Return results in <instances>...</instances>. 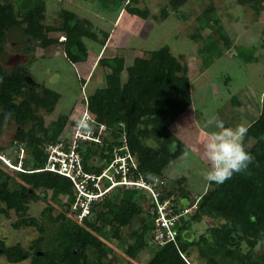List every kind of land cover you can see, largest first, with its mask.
Wrapping results in <instances>:
<instances>
[{"label": "trees", "instance_id": "trees-1", "mask_svg": "<svg viewBox=\"0 0 264 264\" xmlns=\"http://www.w3.org/2000/svg\"><path fill=\"white\" fill-rule=\"evenodd\" d=\"M91 1L103 9H117L141 20L151 17L154 21H164L170 11L177 12L189 2L168 0L158 15H151L147 8L137 7L138 0ZM208 1L209 5L196 18L198 28L189 37L200 41L197 53L214 56L217 42L227 41V35L218 22L214 5ZM237 3L245 5L255 16L264 11V0H237ZM45 10V0H0V58L5 57V45L14 33L22 42L21 52L29 57L27 63L9 70L0 62V135L10 125L15 128L7 147L0 146V156L12 155L11 163L19 164V169L5 170L0 158V216L7 217L13 211L14 228L34 227L39 232L27 248L19 243L6 246L0 239V255L6 262L111 264L114 258H108L112 253L108 243L115 241L130 260L146 249L150 255L144 264H264V103L261 108L257 106L258 113L249 122L245 120L246 124L240 112L224 121L225 126L246 128L243 144L252 156L247 169L221 184L207 181L208 189L203 193L185 192L181 186L187 178L177 177L171 183V178L163 175L170 163L188 151L184 140L170 129L192 107V84L181 60L167 46L146 50L128 65L122 56L96 58L99 49L90 58L84 40L102 48L108 34L66 8L57 10L53 22L46 24ZM205 27L213 28L217 38L211 34L202 37L201 30ZM59 37L62 39L58 40ZM29 40L61 45L67 61L86 64L91 60V66L96 62L107 70L102 86L86 98L87 112L97 125H105L107 136L104 147L83 142L77 147L82 154L83 169L98 173L101 167L91 164L89 159L98 155L107 163L106 152L120 144L118 136L123 132L137 161L133 178L152 182L160 177L163 183L154 187L158 201L168 200L172 204L170 214H180L171 225L174 230L171 240L163 245L153 242L156 208L143 188L116 186L93 204L90 217L82 221L74 217L71 182L61 174L43 170L49 153L46 146L56 144L63 137L67 141L64 129L71 124L69 113L55 111L60 94L29 76L28 65L34 61L29 56L33 51ZM237 48L239 54L240 47ZM87 70L86 75L90 71ZM123 72L125 82L121 81ZM80 80V84L84 82ZM235 104L241 107L238 101ZM40 113L50 116L45 127L39 125ZM198 124V133L202 134L205 122ZM168 183L173 184L171 189L166 188ZM60 198L67 201L52 216V203H58ZM183 199L190 205L198 199L191 213H181L185 207L181 204ZM38 201L46 203L39 222L28 215L30 202ZM45 217L55 228L53 243L46 248ZM200 222L205 229L195 237L191 228ZM128 239L132 241L127 242Z\"/></svg>", "mask_w": 264, "mask_h": 264}, {"label": "rangeland", "instance_id": "rangeland-1", "mask_svg": "<svg viewBox=\"0 0 264 264\" xmlns=\"http://www.w3.org/2000/svg\"><path fill=\"white\" fill-rule=\"evenodd\" d=\"M167 1L138 0L137 7H145L151 15H158ZM45 2L46 24L53 22L57 10L66 8L75 12L78 17L88 19L95 28L108 34L102 48H99L97 43L84 40L89 49L90 58H94L99 49L96 58L122 56L125 64L128 65L134 57L142 56L146 50H156L167 46L170 52L181 60L192 84V107L180 116L170 129L184 140L189 155H183L170 163L164 171V176L171 178V183L175 182L177 177L187 178L186 183L181 186L185 192L199 194L205 192L208 185L202 173L207 162L203 157L202 134L198 133V121L206 123L209 118L215 117L224 122L232 114L240 112L245 123L252 120L258 113L257 106L258 108L263 106L264 47L261 46L264 43V11L255 16L245 5L238 4L237 0H211L218 22L227 35V41L217 42L213 56L197 53L200 41L189 37L198 28L199 23L196 18L209 5L208 0H189L177 12L170 11L164 21H154L151 17L141 20L126 12L122 11V13L121 10L117 12V9H103L101 6L99 8L97 3L91 0H45ZM181 14L186 16H180ZM208 34L217 38L213 28L205 27L201 30L202 37ZM98 36L101 40L100 33ZM61 39V37L58 38V40ZM28 42L33 45V51L29 56L34 58V61L28 65L29 76L34 82L60 94L55 111L69 113L71 124L64 129L69 135L81 116L85 98L97 87L102 86L107 70L98 63L91 66V60H88L86 64L67 61L62 54L61 45H48L44 41L29 40ZM237 47H240V55L236 54ZM21 48H23L22 42L14 33L5 45V57L0 58L4 69L9 70L28 62L29 57L21 52ZM206 64L208 65L205 66ZM86 70L87 72L90 70L87 75L84 73ZM80 79H84L81 84ZM125 80L126 73L123 72L121 81L125 82ZM236 101L241 104V107L235 104ZM197 111L200 114H197ZM49 117L47 114L40 113L39 125L43 124L45 127L44 123ZM14 130L12 125L3 130L0 135V146L7 147L12 140ZM147 143L151 144V141L148 140ZM3 156L8 159V162H12V155ZM4 169L11 170L7 166ZM172 185L168 183L166 188L171 189ZM66 201L65 198H60L58 203H52L54 206L52 216H56L59 205ZM45 206L46 203L42 201L30 202L28 215L35 217L39 222L40 212ZM15 220L13 211H10L7 217L0 216V239L6 246L19 243L27 248L37 239L39 232L34 227L14 228L12 224ZM44 225L46 231L43 244L46 248L53 243L55 228L46 221V217ZM191 229L197 237L203 232L205 225L200 222L194 224ZM126 241L129 242L132 239ZM108 246L112 249L108 258L112 256L114 258L111 264H144L150 255L146 249H142L135 259L130 260L117 248L115 241L108 243ZM0 264L10 263H7L5 257L0 255ZM19 264H29V260Z\"/></svg>", "mask_w": 264, "mask_h": 264}, {"label": "built area", "instance_id": "built-area-1", "mask_svg": "<svg viewBox=\"0 0 264 264\" xmlns=\"http://www.w3.org/2000/svg\"><path fill=\"white\" fill-rule=\"evenodd\" d=\"M84 105L86 106V102ZM82 124H86L87 128ZM74 125L72 132L67 134V141H64L63 137L56 144L46 146L49 153L43 168V170L61 174L71 182L75 195L71 206L72 211H75L73 212L74 217L78 221L90 217L93 204L102 200L116 186L143 188L156 208L155 227L152 231L153 242L163 245L171 240L174 236L171 225L180 214H170L172 204L168 200L162 203L158 201L157 189L154 187L157 183H163L160 177H155L152 182L133 178V171L137 169V161L128 151L124 133H119L118 142L120 144L112 146L111 151L106 152L109 155V161L103 163L101 171L97 174L83 169L81 153L77 151V147L83 143L104 146V138L107 136L106 127L102 124L97 125L85 108ZM3 160L8 167L19 169V164L13 165L8 162V159ZM195 207V204L185 206L181 213H191ZM167 214L169 218L166 217Z\"/></svg>", "mask_w": 264, "mask_h": 264}, {"label": "clouds", "instance_id": "clouds-1", "mask_svg": "<svg viewBox=\"0 0 264 264\" xmlns=\"http://www.w3.org/2000/svg\"><path fill=\"white\" fill-rule=\"evenodd\" d=\"M85 102H86V98H85ZM83 108H85L87 111V108L84 104H83ZM82 126L87 128L86 124H82ZM245 132H246L245 127L225 126L222 120L216 119L215 117H211L206 121L204 125V130L202 132L201 145H202L204 160L207 162L206 167L203 169L202 174L208 182H215L216 184H221L226 180L232 178L234 174L241 173L247 169L249 163H251L252 161V156L246 150L243 144V137ZM94 146L95 147L98 146V148L104 147V146H99L98 144ZM128 151L131 155H133L130 152L129 148ZM188 155L189 153L185 152V156ZM133 156L135 157V155ZM0 158L5 163V161L3 160L5 159V157L1 155ZM81 158H82V154H81ZM89 162L91 164L101 167L100 168L101 171L103 167V162L102 159H99L98 155L95 156L93 155L89 159ZM87 172H94V171H87ZM197 200L198 199H196L193 202V204H196ZM191 205L187 201L186 205L184 206H191Z\"/></svg>", "mask_w": 264, "mask_h": 264}, {"label": "water", "instance_id": "water-1", "mask_svg": "<svg viewBox=\"0 0 264 264\" xmlns=\"http://www.w3.org/2000/svg\"><path fill=\"white\" fill-rule=\"evenodd\" d=\"M186 203H187L186 199H183L182 202H181L182 205H186Z\"/></svg>", "mask_w": 264, "mask_h": 264}, {"label": "crops", "instance_id": "crops-1", "mask_svg": "<svg viewBox=\"0 0 264 264\" xmlns=\"http://www.w3.org/2000/svg\"><path fill=\"white\" fill-rule=\"evenodd\" d=\"M118 16V15H117ZM264 92V91H263ZM199 112H197V114H198ZM200 114V113H199ZM163 175H164V173H163Z\"/></svg>", "mask_w": 264, "mask_h": 264}]
</instances>
